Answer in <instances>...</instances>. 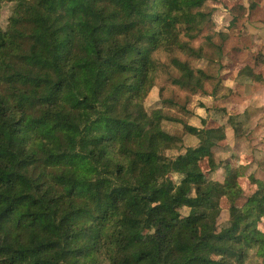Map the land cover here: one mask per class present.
Returning <instances> with one entry per match:
<instances>
[{"label":"trees","instance_id":"trees-1","mask_svg":"<svg viewBox=\"0 0 264 264\" xmlns=\"http://www.w3.org/2000/svg\"><path fill=\"white\" fill-rule=\"evenodd\" d=\"M208 1L0 0V264H243L253 249L264 262V185L244 198L231 164L210 177L221 126L182 122L197 140L182 147L162 128L178 119L144 108L153 53L184 50L180 34L211 22ZM170 176L179 208L164 200Z\"/></svg>","mask_w":264,"mask_h":264},{"label":"rangeland","instance_id":"rangeland-1","mask_svg":"<svg viewBox=\"0 0 264 264\" xmlns=\"http://www.w3.org/2000/svg\"><path fill=\"white\" fill-rule=\"evenodd\" d=\"M234 2L209 0L203 8L211 13V22L196 36L180 34V41L187 46L184 50L157 49L153 53L161 68L154 87L144 100V108L163 106L167 116L178 119H165L162 128L178 135L182 147L197 144L193 136L183 131L182 122L197 127L221 126L223 138L212 149L219 166L210 177L221 180L225 164L240 169L238 181L245 198L259 185H264V0H241L245 10L235 19L229 11ZM9 9V3L1 9L3 25ZM184 64L193 70L195 78H199L197 70L200 69L207 79L190 82ZM249 69L254 76L249 74ZM165 100L175 107L163 105ZM142 142H145L143 138ZM182 151H168L167 154L174 156ZM201 168L207 170L206 156L201 159ZM174 181L173 176L164 181V200L179 208L172 195L178 188ZM227 208V202L221 200L214 209L219 229L228 223ZM181 212L186 213L187 209L182 208ZM254 212L260 214L257 206ZM260 227L264 231V216ZM131 233L143 240L145 228L140 224L132 228ZM243 264L264 262L253 249Z\"/></svg>","mask_w":264,"mask_h":264}]
</instances>
